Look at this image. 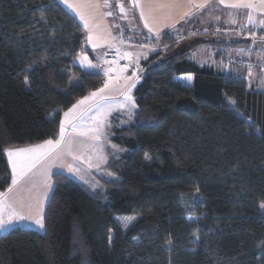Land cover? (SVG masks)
Listing matches in <instances>:
<instances>
[{
  "label": "trees",
  "instance_id": "1",
  "mask_svg": "<svg viewBox=\"0 0 264 264\" xmlns=\"http://www.w3.org/2000/svg\"><path fill=\"white\" fill-rule=\"evenodd\" d=\"M205 22L188 21L180 39L170 29L151 38L134 118L113 129L124 152L106 164L112 175L91 189L54 172L46 231L0 233V264H264V89L193 58L205 43L217 55L251 43ZM85 38L58 0H0V190L11 184L4 150L57 137L63 113L107 82L75 62L92 54ZM193 192L189 210L183 194ZM117 215L136 219L125 229Z\"/></svg>",
  "mask_w": 264,
  "mask_h": 264
},
{
  "label": "crops",
  "instance_id": "2",
  "mask_svg": "<svg viewBox=\"0 0 264 264\" xmlns=\"http://www.w3.org/2000/svg\"><path fill=\"white\" fill-rule=\"evenodd\" d=\"M58 1L60 2V0ZM77 2H79V0H77ZM123 3L127 13V18H125V13L120 12V14L122 16L121 19L123 21L124 33L128 40L125 53L130 54V58L128 56H125V53H121L120 61L125 60V64L117 62L109 64V66H107L105 62V54L108 49L119 47V43L117 41L119 39V30L117 29L113 18H111L110 16H98L95 22L100 25V29L93 31V41L88 40L89 32L87 29H85V47L90 48L92 50V54H89L85 51L80 52L76 57L75 62L81 66L78 58L87 57L88 60H90L93 64H98L99 67L86 70L93 72H103L104 74L105 71L110 67L119 69L123 68L125 65H128L127 70L123 73L109 72V75L113 77V81L109 84V87L105 89L103 93H99L96 98L86 101L85 104L81 105L78 109L75 110L73 114L69 116L68 119L77 126L95 123L94 120L91 118L95 115H93V113L89 112L88 110L92 108V106L100 102L101 96L107 97L109 95H120L127 84L135 81L137 76L140 77V67H138V65L141 63L142 59L149 53L150 50L155 49V46L146 42L147 37L150 36L152 38L153 36H157L160 32L170 29L175 31L177 38H183L186 34L185 31H182V27L188 21L192 19L201 20V22H204L209 18L208 14L212 16L214 15V17H220L219 22L215 21L218 24L217 27L214 28L215 30L220 29L221 31L222 27L220 26L222 25L228 26L230 29L232 27H237V25H230L226 23L228 19L227 13L230 10L225 9L222 5H219L217 0H210L209 7L201 9L199 12H197L195 8L192 7V4L203 3V0H192L191 4L189 3V0H174V2H170V0H155V2L151 6L146 2V0H140V6L143 7L145 15L149 20V25L152 27L153 31H149V28L145 27L144 19L140 16V7H133L131 0H123ZM61 4L67 10H69L83 25V22L78 18L74 11L69 9L63 3ZM160 4H168V7L161 9L159 7ZM213 5L215 6L214 9L212 7ZM82 10H84L86 13L88 12V9ZM101 11L107 12L108 8L101 9ZM186 12H191L193 13V15L183 20L180 19V17L183 16ZM234 15L236 16L238 22H243L244 18L242 15H237L235 13ZM173 24L175 25L174 27L172 26ZM205 26H207V24H205ZM185 27H187V25ZM204 29H207V27H204ZM257 31L258 33L260 32L261 34H264L260 30ZM188 34H193V32ZM94 42L98 43L100 46L94 48ZM239 47H228L224 50L227 52L228 49H237L235 50L237 52L239 51ZM246 48L251 50L252 53H243V51H241L242 48H240L241 53L239 52V54L236 53L235 56L229 57L227 54L217 55V53H219L222 49L220 47L214 48L212 45L205 43L204 45H201L196 48L193 53L209 55V58L206 57V61H201V64H209L215 67L216 69H221L225 71H236L246 77L249 86L264 89V44H260L258 42L255 46L253 45L252 47L249 46ZM193 58L198 61V59H196L195 57ZM249 58L254 62L253 64H251L252 66L248 69H246L245 67L242 68L241 64L239 63V60H241L244 64H247ZM249 70L251 71V75H249ZM133 73H135V75H133ZM118 75L121 77H130L131 79L116 80L115 77ZM106 77L108 82V76ZM89 95L90 94H88L87 96ZM64 120L65 117L63 113L61 122ZM65 128L66 132L64 140L61 141L59 145H55L57 146L56 148H53L51 151H49V146H46V150L47 152H49V154L47 155V159L51 161V167L48 165L49 170L47 171L49 176L48 180H44L43 173H40L39 175H35L34 173L28 174V176L25 177L23 181H20V183L15 186L11 193H8L9 202L13 203L17 207V209H19L18 202L21 200H23L25 204H27L30 200H35L39 202L43 199L45 191H47V195L49 196L54 186L52 180V174L54 172L60 171L67 173L68 175L78 180H81L83 183L86 184L82 176H79L76 173H69L68 166H72L73 162L82 157L88 149L93 148L92 140H89L88 137H84L82 135L83 132L81 130L73 131V128L70 124L66 123ZM57 139H59V134L57 135V137L53 138V141H56ZM43 142L36 143L35 145L43 144ZM107 162L108 161L104 162V166H106ZM80 167L81 166H79L78 169ZM92 172L95 173L101 186V177L103 176L99 175V173L97 174L96 171ZM45 181H47L51 185L50 190L45 189ZM95 188L99 187L95 186ZM45 203L46 201L43 203V209ZM17 225L36 228L34 225H30L27 222H21Z\"/></svg>",
  "mask_w": 264,
  "mask_h": 264
},
{
  "label": "snow or ice",
  "instance_id": "3",
  "mask_svg": "<svg viewBox=\"0 0 264 264\" xmlns=\"http://www.w3.org/2000/svg\"><path fill=\"white\" fill-rule=\"evenodd\" d=\"M61 3H63L65 6H67L69 9L75 12V14L78 16V18L83 22V26L85 29L88 30V40L93 41V31L99 30L100 25L95 22L96 18L98 16H112V11L102 12L101 9L104 8H110L112 5L110 4V0H60ZM119 11L121 13H125V18H127V13L124 7L123 0H116ZM133 7H140V16L144 19V25L145 27L149 28V31H153L152 27L149 25V20L147 16L145 15V11L142 6H140V0H131ZM146 2L151 6L155 0H146ZM170 2H174V0H170ZM219 5H222L225 9L230 10L227 15L228 19L226 23L230 25H237L238 21L236 19V16L234 15H242L243 16V22H240L238 24V28L233 32L232 34L236 35H243L245 32L247 33L248 37H251L253 39V42L255 43L257 40V30H260L262 33H264V0H217ZM189 3H192V0H189ZM210 0H203V3L200 4H192V7L195 8L197 12H199L201 9L209 7ZM159 7L161 9H164L168 7V4H160ZM214 9V5L212 6ZM82 9H88V12L86 13ZM151 10V9H150ZM193 15L191 12H186L183 16L180 17V19H186ZM40 19H44L43 13H41ZM217 22H219L220 17L215 16L213 17ZM175 26L174 24L172 25ZM118 27V26H117ZM207 31V29H205ZM220 29H217V32H219ZM259 43L264 44V34L259 35L258 37ZM100 45L98 43H93V47H99ZM243 51V50H241ZM125 56H128L130 58V54L125 53ZM80 61V64L85 69H93L98 68V64H93L90 60H88L87 57H81L78 58ZM128 65H125L123 68H109L105 71V75L108 76V82L104 84V87L101 89H97L96 91L90 93L89 96H85L82 99L78 100L76 104H73L71 108L68 109V111L64 112L65 120L61 122L60 124V131H59V139L56 141H53L51 139L46 140L43 142V144H37L30 146L28 148L23 149H6V151L9 163L11 165V184L9 185L6 192H0V231H6L9 228H13L16 224H19L21 222H27L30 225H34L36 228L46 231L45 226V214L43 209V203L45 201H48L49 197L47 195V191H45L43 199L39 202L35 200H30L27 204L23 200L19 201V209L17 207L9 202L8 193H11L15 186L20 183V181L24 180L25 177L28 176V173L34 169L37 164H40L42 160L45 159V157L48 155L46 151H43L46 146H52V145H59L61 141L64 140L65 137V124H70L73 128V131H77V125L73 124L68 118L71 114L75 112L76 109H78L81 105L85 104L86 101H89L91 99H94L98 96L99 93H103L105 89L109 87V84L112 83L113 77L109 75V72H120L123 73L127 70ZM31 65L27 66L26 70H30ZM135 75V73H133ZM249 75H251V71L249 70ZM25 83L28 84V77L25 76ZM116 80L125 79L130 80V77H121L116 76ZM187 79L191 80L192 77L188 76ZM139 80V77H136V80L132 83H129L125 86V91L122 93L121 96V107H124L125 104H127L130 108H135V101L133 100L130 92L131 89L135 87L136 82ZM89 112H95L96 115L91 117L94 122L95 126L89 128L87 131H90L93 133V138L96 140L100 139V136L103 134L102 128L104 125V119L108 115V112L110 111V106L108 105V98L107 97H100V102H98L94 108H90L88 110ZM87 131L82 133V135H87ZM115 147V145H113ZM145 159H151V157L145 155ZM69 173H79V169L75 168L71 165L68 166ZM111 175V174H110ZM82 178V177H81ZM8 178L0 179V183L6 182ZM45 189L50 190L51 185L45 181ZM95 188V185L92 186ZM258 207L261 210V215H264V201L260 202ZM5 209H7V214L5 215ZM192 220H197L198 217H189ZM121 224L122 227L127 229L129 225L136 219V217H123L117 218ZM194 238L198 241L200 239L199 233H194ZM113 240L112 236V230L109 229V235H108V242L111 246ZM168 250L171 251L172 248V241L168 240L167 242ZM169 264H171V261L169 260Z\"/></svg>",
  "mask_w": 264,
  "mask_h": 264
},
{
  "label": "rangeland",
  "instance_id": "4",
  "mask_svg": "<svg viewBox=\"0 0 264 264\" xmlns=\"http://www.w3.org/2000/svg\"><path fill=\"white\" fill-rule=\"evenodd\" d=\"M208 16H209V18L207 17L208 19L206 20L205 23L210 24L209 27H212V23L215 22L216 20L213 19L214 15L212 16V15L208 14ZM222 21H224V20H222ZM239 23L240 22H238V24ZM121 24H122V27L124 28L122 19H121ZM238 24H237V27H235V28L232 27L230 29L228 26H226V28H224L222 30L224 31V33H227V34L228 33H233L238 28ZM195 26H196V24H195ZM182 31L190 32L188 29L187 30L182 29ZM259 35H261V33L260 32L258 33V31H257V40L254 43L253 39L251 37H248L247 33L245 32V34H243L241 36H243L244 38H250L251 39L250 45H247V44L242 45L241 47H239V51H237V52L235 51L237 49H235V50L234 49H232V50L228 49L225 54H227L229 57H233V56L236 55V53L237 54H239V52L241 53L240 48H242L243 53H247V52L248 53H250V52L252 53V51L247 49L246 47H249V46L252 47L253 45L255 46L259 42V40H258ZM152 41L153 40L151 39L150 36L147 37V40H146L147 43L150 44V43H152ZM155 47H157V46H155ZM193 57L198 59L199 63H202L201 61H206V57L209 58V55L208 54L207 55H202V54H199V53H196V54L193 53ZM241 62L242 61L239 60V63L241 64L242 68L245 67L246 69L250 68L252 66L251 64L254 63L252 60H250V58H249L247 64H244L243 62L242 63ZM107 66H109V64H107ZM141 66H142V64L140 63L138 65V67H140V72L142 70ZM77 80H78V76L76 74H73L72 75V82L73 83H77ZM124 91H125V89L123 90V92ZM122 93L120 95H117V96H113V95L107 96L108 105L110 106V111L108 112V115L104 119V125H103V128H102L103 134L100 136L99 140L94 139L93 138V133L90 132V131H87L89 128L94 127L95 123L84 124L82 126H77V129L81 130L83 133L87 131V135H83V136L84 137H88L89 140H92L93 148L92 149H88L83 154V156L80 157L81 159L79 158L75 162H73L72 166L75 167V168H78L79 166H81L79 168L78 175L83 177L84 181L86 182V184L90 188H93L92 187L93 185H95L96 187H99V188L101 187L100 184H99L98 178L96 177L95 173L92 172V171H96L97 174L99 173V175H101L103 177L111 176L112 173L109 171V169H107L106 166H104V162L105 161H109L107 159H110L112 156L118 157V156H120V153L124 152V149H122L121 146L119 144H117L112 139L113 129H114L115 126L127 125L133 120L135 112H136V109H137V103H136L135 96H134V88H132L130 94H131L133 100L135 101L136 107L135 108H130L127 104H125L124 107H121L120 105L122 103V100H121ZM94 106H92V108H94ZM92 113H93V115H96L95 112H92ZM51 140H53V139H51ZM113 145H115V147H113ZM30 146H33V145H28L26 147H9V148H12V149H23V148H28ZM56 147L57 146H55V145L49 146V151H51L53 148H56ZM43 151L47 152L46 147H45V149ZM47 153L49 154V152H47ZM9 165H10V163H9ZM48 165L51 167V161L48 160L47 156H46L45 159L42 160L40 164H37V166L34 169H32V171L30 173H28V174L34 173L35 175H39L40 173H43L44 174L43 175L44 180H48V177H49L48 173H47V171L49 170V166ZM10 168H11V165H10ZM99 188H95V189H99ZM0 192H5V191L0 190ZM198 197H199L198 192L183 194V201H184L186 207L189 210H190L191 205L193 204V202L196 199H198ZM4 211H5V215H6L7 214V209H5ZM132 216L136 217L135 215H117L116 218H118V217H120V218L132 217ZM189 217H197V216L192 214V213H189L188 218ZM190 220H192V219H190ZM119 223L121 224L120 221H119ZM10 229L11 228H9L8 230H10ZM8 230H6V231H8ZM2 232H5V231H0V233H2Z\"/></svg>",
  "mask_w": 264,
  "mask_h": 264
},
{
  "label": "built area",
  "instance_id": "5",
  "mask_svg": "<svg viewBox=\"0 0 264 264\" xmlns=\"http://www.w3.org/2000/svg\"><path fill=\"white\" fill-rule=\"evenodd\" d=\"M110 4L112 5L110 8H108V11H112L113 15L110 16L113 18L114 23L119 30V39L117 40L119 43V47L116 48H110L106 51L105 54V62L106 64H113L120 62L121 64H125V60L120 61V54L126 52V46L128 43V40L125 36L124 29L121 24V14L119 11V6L116 2V0H110Z\"/></svg>",
  "mask_w": 264,
  "mask_h": 264
}]
</instances>
